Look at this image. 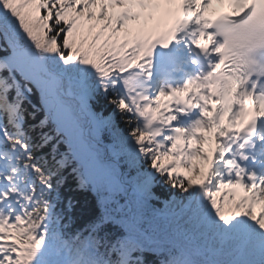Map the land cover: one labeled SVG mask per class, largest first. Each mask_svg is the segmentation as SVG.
Returning <instances> with one entry per match:
<instances>
[{"label": "snow or ice", "instance_id": "1", "mask_svg": "<svg viewBox=\"0 0 264 264\" xmlns=\"http://www.w3.org/2000/svg\"><path fill=\"white\" fill-rule=\"evenodd\" d=\"M0 264H264V0H0Z\"/></svg>", "mask_w": 264, "mask_h": 264}]
</instances>
